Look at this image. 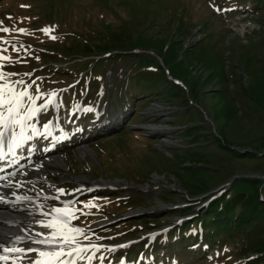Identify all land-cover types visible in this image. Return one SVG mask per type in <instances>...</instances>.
Returning a JSON list of instances; mask_svg holds the SVG:
<instances>
[{
    "label": "rangeland",
    "instance_id": "rangeland-1",
    "mask_svg": "<svg viewBox=\"0 0 264 264\" xmlns=\"http://www.w3.org/2000/svg\"><path fill=\"white\" fill-rule=\"evenodd\" d=\"M0 22L9 29L0 31V56L11 58L0 60V83L23 81L15 88L40 95L37 105L57 94L58 110L29 123L78 129L53 150L63 166L47 165L41 177L60 199H39L77 210L71 223L85 230L78 238L86 256L95 252L90 264H255L228 246L203 257L207 246L192 252V239L183 246L187 237L166 233L192 218L175 213L181 207L200 210L239 176L188 197V182L207 173L200 155L224 154L223 143L263 148L264 0H0ZM80 105L106 115L94 129L75 126ZM239 166L264 178L252 158ZM212 167L224 171L222 162Z\"/></svg>",
    "mask_w": 264,
    "mask_h": 264
},
{
    "label": "trees",
    "instance_id": "trees-1",
    "mask_svg": "<svg viewBox=\"0 0 264 264\" xmlns=\"http://www.w3.org/2000/svg\"><path fill=\"white\" fill-rule=\"evenodd\" d=\"M176 42L178 41L171 42L170 46ZM181 48L183 49L181 55L185 56L188 49ZM176 53L177 50H173L172 56H176ZM160 73L164 74L163 69ZM143 78L153 79L155 77L151 75L148 77V74H144ZM151 83L149 82V84ZM154 95L156 94L152 96ZM261 143L263 148L260 151L258 148L248 151V147V150L245 149L243 152L239 148L223 143L219 146H223L224 154L213 155L209 152L204 156L200 155L199 158H203L206 164L204 169L207 170V173L195 175L194 172V181H189L188 188L185 189L188 197L208 194L219 186L221 180H230L235 174L240 175L233 178L228 191L225 187L217 193L207 196L203 200V202H207L206 206L199 211L187 206L176 211L177 214L195 216L170 232L175 231L178 235H182V238L187 237L188 239L183 242L194 239L201 242L202 245L209 246L208 248L215 246L214 248L222 249L228 246L232 250H236V256L254 257L249 261H254L255 264H264V178L254 175L256 173L263 175V173L259 171L243 172L239 166L243 160L252 158L256 165L258 164L257 168H264V141ZM261 143L257 142V144ZM215 161L222 162L224 171L212 167ZM158 239L156 243L159 241ZM175 239L178 240L179 237L176 236Z\"/></svg>",
    "mask_w": 264,
    "mask_h": 264
},
{
    "label": "snow or ice",
    "instance_id": "snow-or-ice-1",
    "mask_svg": "<svg viewBox=\"0 0 264 264\" xmlns=\"http://www.w3.org/2000/svg\"><path fill=\"white\" fill-rule=\"evenodd\" d=\"M2 24V22H0ZM0 31L8 32L6 27H0ZM20 32H24V29H19ZM48 34L50 29H42ZM51 39H56L52 36ZM10 57L0 56V60H10ZM7 75H15L14 73H8ZM5 80V74L0 72V81ZM16 83H23V81H17L14 83H0V160H4L7 154L15 155V150L23 146V144L32 140L35 136L41 135L36 129L35 124L29 123L32 119L40 113L42 110H46L50 105L56 106L57 101L55 99L56 93L49 94V99L44 103L37 105L36 101L40 99V95H32L27 90L17 91L15 88ZM31 87V85H28ZM39 92V89H37ZM42 95V94H41ZM92 111V109H86ZM49 124H45L44 128L47 131ZM19 128V131H17ZM28 129H31L32 135H27ZM5 146H7V153L5 152ZM61 194H64L63 189L58 190ZM46 199L48 197H45ZM58 199L59 197H52ZM18 199H28V197ZM3 197H0V201ZM42 207V206H41ZM76 209H72L67 205L64 208L54 207L52 212L56 215L48 221L39 220L36 221L40 227L48 229V232H37V237L40 239H30L31 244L41 245L43 247H27L18 248L15 247V242H23L25 237L17 236L12 247H6L0 242V250L5 254H0V261L7 262L10 257L6 255L8 253H19L13 260H27L28 264H78V261L87 260L90 262L95 258V252L91 255H85L89 252V246L83 245L78 237L83 236L85 230L74 226L71 222L77 219L75 212ZM41 215L48 216L50 213L41 212ZM88 239V237H84ZM96 251L99 248L96 245H91ZM28 253H35L36 255L29 256ZM101 260L105 259L100 257Z\"/></svg>",
    "mask_w": 264,
    "mask_h": 264
},
{
    "label": "bare ground",
    "instance_id": "bare-ground-1",
    "mask_svg": "<svg viewBox=\"0 0 264 264\" xmlns=\"http://www.w3.org/2000/svg\"><path fill=\"white\" fill-rule=\"evenodd\" d=\"M15 152L20 157V148H17ZM47 165L48 169L54 170L61 168L63 161L50 151L45 153L38 151L31 157L25 153L18 165L14 164L15 167L12 170H7V172L12 171L11 173L5 172L1 175L0 197H3V200L0 201V242L6 247H12L17 236L25 237V240L21 242L23 244L28 242L25 247L35 246L30 243L29 238L40 239L42 237L35 235L37 232L49 231L36 223L39 220H51L56 215L52 209L43 206L39 199L44 197L45 192L57 195V192L47 188V183L41 179L46 172ZM18 197H28V199H18ZM41 212H48L50 215L43 216ZM15 247L23 248L19 244ZM0 254L5 253L0 250ZM6 255H9L10 259L7 262L0 261V264H13L14 258L20 254L8 253ZM28 255L31 256V253ZM15 264H28V261L15 260Z\"/></svg>",
    "mask_w": 264,
    "mask_h": 264
}]
</instances>
